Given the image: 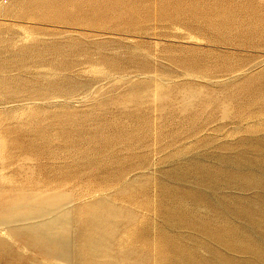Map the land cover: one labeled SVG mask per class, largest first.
<instances>
[{"label":"rangeland","instance_id":"rangeland-1","mask_svg":"<svg viewBox=\"0 0 264 264\" xmlns=\"http://www.w3.org/2000/svg\"><path fill=\"white\" fill-rule=\"evenodd\" d=\"M264 264V0H0V264Z\"/></svg>","mask_w":264,"mask_h":264},{"label":"crops","instance_id":"crops-1","mask_svg":"<svg viewBox=\"0 0 264 264\" xmlns=\"http://www.w3.org/2000/svg\"><path fill=\"white\" fill-rule=\"evenodd\" d=\"M2 264H4V263H2ZM16 264H19V263H16ZM20 264H23V263L21 262Z\"/></svg>","mask_w":264,"mask_h":264}]
</instances>
